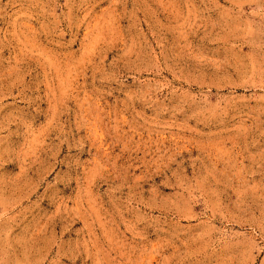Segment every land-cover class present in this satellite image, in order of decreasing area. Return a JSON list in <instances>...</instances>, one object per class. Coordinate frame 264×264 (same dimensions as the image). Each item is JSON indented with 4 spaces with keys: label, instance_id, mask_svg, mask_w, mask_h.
Masks as SVG:
<instances>
[{
    "label": "rangeland",
    "instance_id": "rangeland-1",
    "mask_svg": "<svg viewBox=\"0 0 264 264\" xmlns=\"http://www.w3.org/2000/svg\"><path fill=\"white\" fill-rule=\"evenodd\" d=\"M0 264H264V0H0Z\"/></svg>",
    "mask_w": 264,
    "mask_h": 264
}]
</instances>
